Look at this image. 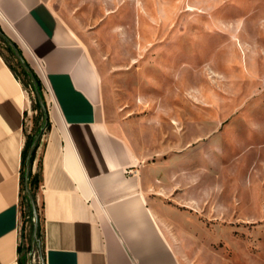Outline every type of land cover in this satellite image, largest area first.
<instances>
[{"label":"rangeland","instance_id":"obj_1","mask_svg":"<svg viewBox=\"0 0 264 264\" xmlns=\"http://www.w3.org/2000/svg\"><path fill=\"white\" fill-rule=\"evenodd\" d=\"M48 1L104 77L107 118L129 121L148 197L182 217L183 263L264 264V0ZM0 54L36 136L35 93Z\"/></svg>","mask_w":264,"mask_h":264},{"label":"crops","instance_id":"obj_2","mask_svg":"<svg viewBox=\"0 0 264 264\" xmlns=\"http://www.w3.org/2000/svg\"><path fill=\"white\" fill-rule=\"evenodd\" d=\"M0 29L39 79L48 115L32 165L40 159L44 264H184L182 217L148 197L151 169L129 121L107 118L104 77L76 30L48 0H0ZM27 110L0 55V264H17Z\"/></svg>","mask_w":264,"mask_h":264},{"label":"trees","instance_id":"obj_3","mask_svg":"<svg viewBox=\"0 0 264 264\" xmlns=\"http://www.w3.org/2000/svg\"><path fill=\"white\" fill-rule=\"evenodd\" d=\"M7 50L12 53V51L10 50V48L8 46H7ZM26 65L28 66L27 63H26ZM8 68L13 73V70L11 69V67L9 65H8ZM20 69L22 71V74L28 80V85L30 86L31 90L34 92L33 84L31 83L28 75L23 71V69L21 67H20ZM32 73H33V76L36 80L38 92L43 99L42 90H41V83L33 71H32ZM14 76H15V74H14ZM34 104H35L34 105L35 111L42 118V126L41 127H43V125H44V122H43L44 121V113L42 112V110H41V108L37 102L36 96H35V103ZM44 105H45V103H44ZM48 125H49V122L47 121V123L44 125V129L47 128ZM34 137L35 136L24 134L25 140H24V146H23V149L21 152L20 170H19V186H20L19 207H20V223H21L20 225L21 226H20V242L17 246V254H18L17 264H27L29 252L33 250L34 246H36V242H34L32 239L34 221H33L31 205H30L29 200L27 198V195L25 193V182L26 181L28 184L29 191L32 194L34 204H35V208H36V213H37L36 222L38 224V230H37L36 235H37V239L39 241V247H38L39 252H40L39 254H40V257L42 259V264H44V261H43L44 260V249H43L41 205H39L37 202V195H38V192L40 190V186H41V182H42L40 159L37 163L36 170L34 172H32V165H33L35 158H36V150L38 148L39 143L37 144L35 151L33 152L32 156L30 157V171H29L27 179L25 178V166H26L27 151H28ZM26 230H28V233H29L28 235H27ZM23 241H27L26 244L23 243Z\"/></svg>","mask_w":264,"mask_h":264},{"label":"water","instance_id":"obj_4","mask_svg":"<svg viewBox=\"0 0 264 264\" xmlns=\"http://www.w3.org/2000/svg\"><path fill=\"white\" fill-rule=\"evenodd\" d=\"M0 39L2 41H4V43L10 48V50L12 51L16 61L19 63L20 67L23 69V71L28 75L31 83L33 84L34 87V93L37 99V102L42 110V112L44 113V125L47 123L48 121V115L46 114V106L44 105V101L41 97V95L38 92L37 89V85H36V80L33 76L32 70L29 66L26 65V62L24 61L22 55L20 54L18 48L15 46V44L4 34V32L0 29ZM44 125L43 127L40 128L38 134L34 137L28 151H27V156H26V166H25V178L27 179L29 171H30V157L32 156L33 152L36 149L37 144L40 141V138L42 136V133L44 131ZM25 193L27 195V198L29 200V203L31 205V209H32V215H33V233H32V239L34 242L38 243V239H37V230H38V224L36 222V218H37V213H36V208H35V204H34V200L32 197V194L29 191L28 188V184L27 181L25 182ZM41 263H42V259H41Z\"/></svg>","mask_w":264,"mask_h":264}]
</instances>
